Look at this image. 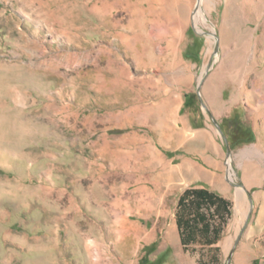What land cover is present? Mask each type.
Returning a JSON list of instances; mask_svg holds the SVG:
<instances>
[{
    "label": "rangeland",
    "instance_id": "1",
    "mask_svg": "<svg viewBox=\"0 0 264 264\" xmlns=\"http://www.w3.org/2000/svg\"><path fill=\"white\" fill-rule=\"evenodd\" d=\"M185 163L264 264V0H0V264H195Z\"/></svg>",
    "mask_w": 264,
    "mask_h": 264
},
{
    "label": "trees",
    "instance_id": "2",
    "mask_svg": "<svg viewBox=\"0 0 264 264\" xmlns=\"http://www.w3.org/2000/svg\"><path fill=\"white\" fill-rule=\"evenodd\" d=\"M195 55H189L194 59ZM237 115L223 122L224 127L236 124ZM231 146L248 144L252 141L250 131H241V135L231 137ZM231 202L218 195L201 189H191L184 192L178 201L177 225L180 242L184 251L195 243L213 244L218 239L221 227L230 217ZM213 256L199 264H216Z\"/></svg>",
    "mask_w": 264,
    "mask_h": 264
},
{
    "label": "crops",
    "instance_id": "3",
    "mask_svg": "<svg viewBox=\"0 0 264 264\" xmlns=\"http://www.w3.org/2000/svg\"><path fill=\"white\" fill-rule=\"evenodd\" d=\"M215 165L217 168H220V161H214ZM184 167H187L186 169H178V175H180V178L182 179V182H184L183 188L180 190L176 202H175V207H174V227L176 231V235L178 238L179 245L181 247V250L185 253L190 255L191 257L194 258L195 264H199L200 261L205 262L209 257L213 256L216 258L217 263L216 264H222L221 262V255H220V247L219 243L222 240L227 227L229 225V222L231 220V210H230V217L227 220L226 224L221 227L220 233L218 234V239L216 242L213 244H203V243H195L192 245H189L187 247V251L183 250V247L180 242V235H179V230H178V225H177V218H178V201L180 197L184 194L185 191L191 190V189H201V190H206L208 192L214 193L218 195L219 197H222L223 199L229 200L226 196L223 194L219 193L218 191L212 189L209 187L206 183L210 182L211 184H214L216 186L220 185L221 183V176L218 174H214L213 172L207 171L203 173L200 169L195 168L191 164H184ZM185 176H187L185 178ZM188 176H190L188 178ZM204 180V181H203ZM230 201V200H229ZM239 204V203H238ZM232 207V206H231ZM236 208V207H235ZM237 213V211H236Z\"/></svg>",
    "mask_w": 264,
    "mask_h": 264
}]
</instances>
